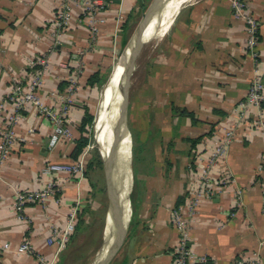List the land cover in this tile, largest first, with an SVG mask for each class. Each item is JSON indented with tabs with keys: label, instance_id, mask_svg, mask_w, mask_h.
<instances>
[{
	"label": "crops",
	"instance_id": "0c3cea01",
	"mask_svg": "<svg viewBox=\"0 0 264 264\" xmlns=\"http://www.w3.org/2000/svg\"><path fill=\"white\" fill-rule=\"evenodd\" d=\"M244 1L259 22L258 59L248 50L246 23L234 16L231 0H186L175 18L160 27L158 34L164 35L149 53L163 40L156 61L158 81L153 86L152 80L151 93L144 99L128 103L132 212L125 240L110 264H174L178 234L173 210L185 208L203 161L228 129H234V137L224 159L213 168L212 178L217 182L227 176L231 183L203 198L190 246L203 258L197 264H236L240 259L249 260L244 264H264V125L259 121L264 110L240 105L254 78L264 85V0ZM59 2L0 0V103L15 81L29 79L36 69L30 61L40 56L47 57L48 63L39 94L52 110L59 108L78 65L83 71L69 115L72 139L50 148L52 123L30 104L14 126L16 143L0 168V264H67L75 240L86 235L102 191L94 170L82 180L56 174L55 191L43 203L27 205L25 218L15 209L16 192L47 187L51 179L41 172L47 162L73 161L78 127L85 107L93 112L90 102L98 88L88 85L87 79L97 71L105 75L122 44L123 30L144 3L105 0L106 21L98 41L90 45L88 25L76 6L64 39L60 44L55 40ZM11 110L6 105L0 131ZM91 157L86 152L87 163ZM77 203L76 230L58 251L48 238L54 227H65ZM105 226L106 222L103 243ZM26 238L34 253H17Z\"/></svg>",
	"mask_w": 264,
	"mask_h": 264
},
{
	"label": "built area",
	"instance_id": "2783aa9c",
	"mask_svg": "<svg viewBox=\"0 0 264 264\" xmlns=\"http://www.w3.org/2000/svg\"><path fill=\"white\" fill-rule=\"evenodd\" d=\"M74 6L79 7L85 17L89 31V44L93 45L98 41L100 26L105 23L102 11L105 7V0H60L55 14V27L53 35L60 44L64 39V34L71 24ZM233 14L236 18L245 21L247 26V47L250 54L258 59L260 54L257 50L259 22L257 18L247 10L244 0H231ZM79 59V58H78ZM264 61V60H263ZM48 59L40 56L30 61L35 71L27 81L19 79L14 82L12 91L6 99L0 103V118L5 114L6 105H11L12 110L6 112L4 129L0 131V168L8 159L12 148L16 143L14 126L21 118L22 112L30 104L37 112L47 117L52 123V131L49 138L50 148H55L60 142L73 138V131L69 125V115L71 105L74 102L75 93L79 78L82 76V65H78L77 73L69 79L67 91L61 96V104L57 110L50 109L41 99L39 91L44 84V73ZM242 108L255 105L264 110V85L259 78H254L249 85L246 97L240 102ZM264 125V119L260 120ZM234 129L226 130L217 140H215L213 150L206 160L203 161L199 169V177L192 194L187 200L184 209L173 210L174 228L178 234L177 245L174 249V264H197L203 258H198L190 246L191 232L198 213V209L203 198H210L216 191H220L230 185L231 180L227 176L220 178L217 182L212 178V170L221 162L231 145L234 137ZM87 166L86 152L75 161L55 162L49 161L42 168V174L51 179L44 189L40 191L19 190L16 192L15 209L18 216L25 218V207L29 203H43L47 197L55 191L56 183L52 179L56 174L65 173L70 177L82 180L85 177ZM79 204L77 203L68 215L65 227L53 229L52 235L48 238V244H56L58 251L64 248L76 230L78 221ZM8 248V245L5 246ZM17 253H34V248L29 239H24L17 248ZM254 259V258H253ZM43 260V258H41ZM258 261V257H255ZM249 260L240 259L236 264H244ZM48 264H53L49 262Z\"/></svg>",
	"mask_w": 264,
	"mask_h": 264
},
{
	"label": "rangeland",
	"instance_id": "374dc122",
	"mask_svg": "<svg viewBox=\"0 0 264 264\" xmlns=\"http://www.w3.org/2000/svg\"><path fill=\"white\" fill-rule=\"evenodd\" d=\"M152 0H146L145 5L146 7L142 9L141 13L136 15L135 18L131 21L129 24L128 34H129V40L126 45H122L118 47L116 53L113 54L112 62L110 65L105 69V76L106 79L104 83L97 88V93L95 97H93V100L90 102L91 106L93 107V116L94 119L96 117V112L99 107V102L101 100L103 88L108 81L109 77L111 76L115 65L119 61L120 57L124 54L126 48L128 47L129 43L131 42L133 35L137 31L140 22L142 20V17L145 13L146 8L151 3ZM163 40L158 45V47L155 49L153 53L150 55L145 52H141L140 55L137 57L136 65L134 66L132 70L131 80H130V91H129V97L128 102L131 104L133 102L137 103V101L144 99L146 95H149L151 93V83L153 80V83L158 81L155 78L156 72L158 70L156 65V61L159 59L160 51H161V45ZM146 45V44H145ZM144 45V46H145ZM144 48V47H143ZM142 48V50H143ZM140 63V64H139ZM159 73V72H157ZM155 83L153 84V86ZM118 93V91H117ZM116 93V94H117ZM117 95L114 97L113 102L116 101ZM111 109V106L109 107V111ZM130 110V109H129ZM108 111V112H109ZM131 111V110H130ZM130 117L128 113V127L130 129ZM91 133L89 134V143L86 147V152H88V155L90 153L93 155V153H97L102 158L101 150L95 142V120H93V124L91 126ZM129 139V150H130V157L127 156V162L126 164H123L122 162V169H125L129 171V188L131 191V166H130V160H131V147H132V139L128 136ZM127 137L125 139V146L128 148V141ZM95 144V146H93ZM94 179L97 182V185L99 188L102 189L100 192V195L98 196V199L96 200L95 207L92 210V220L88 224L87 223V233L86 235L80 237L78 236L77 239L74 242L73 245V256L70 258V261L67 262V264H94L96 260V256L99 254L101 247H103V228L106 222V213L108 211L109 207V198H108V192L106 187V181H105V172H104V164L103 168H97L94 171ZM97 192V191H96ZM96 198V197H95Z\"/></svg>",
	"mask_w": 264,
	"mask_h": 264
},
{
	"label": "water",
	"instance_id": "95a60500",
	"mask_svg": "<svg viewBox=\"0 0 264 264\" xmlns=\"http://www.w3.org/2000/svg\"><path fill=\"white\" fill-rule=\"evenodd\" d=\"M162 1L163 0H152L148 5L137 31L133 35V38L124 54L120 57L116 67L118 70L116 71L115 69V72H112L108 79L112 81L114 91L121 93L122 99L119 104L117 115L114 118L119 130V137L115 136L114 144L107 156H104L102 150L100 149L104 164L109 207L104 231L103 246L105 247V253L103 256L97 258V264H110L118 253L126 237L123 222L124 211L126 209L127 201L130 202V192L127 193V174L126 172L122 173L123 181L119 180L120 173L116 172V167L110 154L113 153L112 155L117 160L119 146H122L127 136L131 138L127 122L131 73L135 66L137 57L147 42L144 36L145 31L152 23L154 16L158 12L157 9L161 5ZM94 120H96V117ZM126 159V155H124L123 164H126ZM97 260L95 262H97Z\"/></svg>",
	"mask_w": 264,
	"mask_h": 264
},
{
	"label": "bare ground",
	"instance_id": "6f19581e",
	"mask_svg": "<svg viewBox=\"0 0 264 264\" xmlns=\"http://www.w3.org/2000/svg\"><path fill=\"white\" fill-rule=\"evenodd\" d=\"M185 1L186 0H163L162 1L161 5L157 9L158 12L154 16L152 23L149 25V27L145 31L144 36L147 42L142 51L145 52L146 55L150 53L155 42L157 40L160 41L162 36L164 35V33L161 34L162 32L158 34L162 24L166 23L169 18H172L173 20L175 16L178 14V12L183 8V3ZM135 65H136V62H135ZM117 70L118 69H116V71ZM113 72H115V70ZM116 93L117 91H114L112 81L108 80L103 88L101 100L99 102V107L96 112L95 138L104 156H107L110 149L112 148L114 144L115 136L119 137V130H118V127L116 125L114 118L117 115L119 104L122 99V95L119 92L117 94ZM116 95H117L116 101L113 102V99ZM110 106H111V109L109 111L108 109ZM112 154L110 155L112 156V160L114 161L116 172L120 173L119 180L123 181L122 173L126 172L127 174L126 182H127V193H128L130 192L129 171L125 169L120 170L119 164L122 165L124 155H126V158L127 156L130 157L129 147L126 148L125 141H124L122 146L121 147L119 146L117 160ZM127 159H126V163H128ZM131 210H132V205L129 201H127L126 209L124 211V220H123L124 233H127V230H128V226L131 220V212H132ZM104 253H105V247L103 246L101 247L100 253L96 256V260L98 257L103 256ZM97 263H98V260L97 262H95V264Z\"/></svg>",
	"mask_w": 264,
	"mask_h": 264
},
{
	"label": "trees",
	"instance_id": "16d2710c",
	"mask_svg": "<svg viewBox=\"0 0 264 264\" xmlns=\"http://www.w3.org/2000/svg\"><path fill=\"white\" fill-rule=\"evenodd\" d=\"M142 1L144 2L142 5L143 7L142 9H144L146 7L145 5L146 0H142ZM141 12L142 11H140L138 14H140ZM129 17H131V15ZM128 29H129V25L127 26V28L123 30L124 31L123 40H122L123 46L126 45L129 40ZM105 79H106V76L102 75L101 72L97 71L87 79V84L90 85L91 87H99L104 83ZM189 114L193 116L191 112ZM93 120H94V116L92 114V111L88 107H85L84 116L82 118L81 124L78 127V133H79L78 139L76 140V145L71 153V158L73 159V161L78 160L82 156V154L84 153L89 143V134L91 133L90 131H91V126L93 124ZM127 139H128V136H127ZM95 142H96V139H95ZM127 144L129 147V139L127 141ZM99 167L103 168V160L99 154L93 153L92 157L87 163L85 176L87 177L89 170L95 171ZM30 204L32 205L33 203H29L27 205H30Z\"/></svg>",
	"mask_w": 264,
	"mask_h": 264
}]
</instances>
